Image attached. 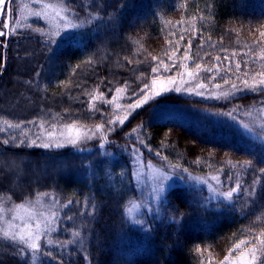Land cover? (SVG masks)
Wrapping results in <instances>:
<instances>
[{"label":"trees","instance_id":"16d2710c","mask_svg":"<svg viewBox=\"0 0 264 264\" xmlns=\"http://www.w3.org/2000/svg\"><path fill=\"white\" fill-rule=\"evenodd\" d=\"M72 4L84 20L76 40L46 44L33 31L42 24L34 21L23 34L10 31L0 54V128L5 120L22 129L41 123L90 130L102 125L99 134L106 137L105 151L111 155L102 154L97 133L98 139L86 144L90 151L24 145L0 151V197L11 198L6 207L49 193L46 198L55 197L61 217L59 232L51 238L71 239L72 230L81 233L75 244L51 248L50 264H224L241 241L239 249L261 247L256 237L264 233V179L254 195L246 196L244 189L252 187L258 168L264 167V144L239 125L247 124L249 114L264 124L259 103L264 95L245 91L244 83L252 84V77L260 79L264 72V0ZM14 11L13 6L12 15ZM89 14L96 16L91 23ZM153 67L158 68L155 74ZM187 72L196 84L205 85L207 96L235 95L203 99L168 92L133 112L123 126L109 123L118 117L112 103L117 88L126 107L136 100L133 93L142 97V89L150 91L154 78L177 79ZM231 109H237L235 122L218 115ZM135 133L143 141L144 161L173 172L169 166L175 164L192 175H217L223 191L239 181V197L219 206L210 202L204 188L177 186L167 192L147 230L134 227L125 212L139 198L129 153L137 144L131 138ZM4 139L19 140L5 130L0 142ZM248 159L257 162L256 169L231 167ZM13 163L19 167H10ZM68 201L73 203L63 208ZM0 264L22 261L13 247L0 243ZM23 264H31L30 258Z\"/></svg>","mask_w":264,"mask_h":264},{"label":"snow or ice","instance_id":"6c2138e0","mask_svg":"<svg viewBox=\"0 0 264 264\" xmlns=\"http://www.w3.org/2000/svg\"><path fill=\"white\" fill-rule=\"evenodd\" d=\"M33 4L39 5L41 9H47L50 7L48 4L42 3V0H32ZM4 0H0V4H3ZM123 7V5H121ZM60 10L55 13L56 17L63 21L62 25H58L55 29L52 31H49L45 33V30L42 28H37V31L41 32V34H47L49 36V39L45 41L46 44H58L59 42H62L64 40L73 41L76 40L79 36L78 30L81 29L84 26V20H80V14L78 12H75L72 0H60L59 3ZM67 15H64V14ZM35 17L43 19L44 16L42 15V11H34L32 13ZM90 19H88V22L91 23L92 20L96 19V16H91ZM79 20V23L76 21ZM0 24H3L4 28H9V24L4 23L2 20H0ZM262 36H264V32L261 33ZM5 36V32L0 30V37ZM0 43H3V41H0ZM191 47V44H189V48ZM51 51V48L49 49ZM264 59V57H261ZM155 59V57L153 58ZM227 59V57H225ZM92 61H88V63H91ZM0 67H3V65H0ZM172 67H175V64L173 63ZM197 68L200 67V65H196ZM241 67L240 63L236 64L237 70H239ZM165 70L167 71L169 69L168 65H164ZM152 72L155 74L158 72L157 67L152 68ZM187 75L192 76L193 73H187ZM261 78L257 79L256 76L252 77L253 83L248 84V81L245 80L244 83L246 85L245 91H250L255 95H264V72L258 74ZM176 81V76L172 75L167 77V84H174ZM158 83L157 79L152 80V85L155 86ZM227 83V81H226ZM161 88L159 90H156L154 92H151L150 94L146 92L144 89L141 91L144 92V95L142 97L138 96L136 93H133V96H137L136 100L133 103H130L127 105V107L131 110V112H135L136 109L141 108L143 105L149 103L150 101L156 100L157 97H160L164 94H166L168 91L174 90L176 92H180V88L170 89L166 86H164V82L161 81ZM147 85H145V89H147ZM205 85L203 83L197 84V88H204ZM216 88H220L221 86L219 84L215 85ZM235 88L236 85H233ZM121 91L120 88L116 89V92L119 93ZM189 94H192V90H187ZM196 95H202L200 92H196ZM230 95H235V93H229V92H222L219 96H206V99H228ZM115 99V97H114ZM261 104V111H264V101L259 102ZM119 108L120 105H117ZM237 109H231L228 112L218 114L223 115L226 117H229L235 122V116L233 115L234 112H236ZM131 112L127 113L123 119L119 120V124L121 126L124 125L125 121L128 119L129 115H131ZM29 123H32L34 126V121H29ZM109 123H116V121H109ZM4 124L8 128H21V125L19 123H11L7 120L4 121ZM242 130L246 133L252 134L253 128L250 127L248 124H240L239 125ZM39 127L43 130L44 125L41 123ZM256 127L261 128L264 130V124H259ZM69 131L72 130V125H68ZM102 125H97L95 128V132L91 135L85 133L83 136L77 135L76 138H58L54 131H46V135L42 134H36L35 138H25L21 139L19 143H16L14 139H4L2 142V145L4 146L0 151H6L8 146L14 145L15 147H20L21 145H25L27 147H35V148H42L45 150H52V149H61L64 148L67 145L72 146L73 148L77 147L79 143L82 142V140L91 139L92 135L95 133H98L101 131ZM0 131H4L3 128H0ZM133 132H136V129L132 130ZM131 135V133H129ZM61 137H63V134H61ZM256 138L261 141L262 144H264V134H257ZM101 144L100 147H104L103 141L106 139V137L101 136ZM137 143H143V141H137ZM133 151H138V149H133ZM149 151H152L149 149ZM156 155L158 157H161V159H165L166 157L161 156L160 152H157ZM196 163H199V160L196 161ZM231 163V162H230ZM256 161L252 159L245 160L239 165L237 164H231V167L233 169L239 167L241 170H248V169H256ZM10 167L18 168L19 165L13 163L10 165ZM146 167L151 171L153 169V165L151 163H148ZM171 169H175L177 172L182 171L185 174H187V181L194 182L197 185H203L206 184L205 181L200 180L198 177H193L189 173V169L183 168L181 169L179 165L172 164L169 166ZM259 175L255 177V179L252 182V187L250 189H244V194L246 196H251L256 193V185L261 183V180L264 179V167L258 168ZM133 178H135V173H133ZM172 177L161 173V182L160 187L155 189L154 191L163 194L164 187L163 183L166 180H170ZM181 179H185V177H181ZM228 179H231V176H228ZM209 180L214 182L216 187L214 188L212 184H207L209 191L213 196L219 197L223 199L224 201H228L231 203L234 198H238L241 193L242 185L239 181L236 182L235 186L230 187L227 191H219V185L223 183V181L220 180L219 176L213 175L209 177ZM49 193H37L34 197V199H28L25 200L19 204H13L11 207H6L8 204V201L11 199L10 197H0V222L7 225L6 227H0V243H3L5 247L11 246L15 249V252L19 255L22 264L25 259H29L31 261V264H43V258H47L49 264L51 260L54 258L53 253L50 251L51 248L57 247L60 249H64L68 247L69 245L75 244L78 240H80L81 233L77 230H72L70 235L71 239H64L60 240L58 237L54 240L51 238V235L53 233L59 232V221L61 217L58 215V212L60 209H54L53 205L57 203L55 197L52 198V201L45 205L42 201L49 196ZM195 200V197H194ZM73 202L68 201V204L63 205V208H68ZM137 206L133 204L132 208L135 209ZM24 212V216H20V212ZM131 211L129 210V213L125 214V219L132 224L140 225L143 227L144 221L141 219H136L131 216ZM89 215H92V213H88ZM65 216H67V213H64ZM69 220L71 217H67ZM19 220L20 226L17 231H13L12 225ZM174 222L179 223V220H177L175 217H173ZM147 230V229H145ZM261 237H264V233H261V236L256 237L257 240L260 241L261 247L257 248V246L253 245V247L250 249L251 258L245 261V264H256V261L260 260V264H264V260L261 259V257H264V239ZM41 241H43V244H41ZM244 241H241L240 244H236V248H240L241 244H243ZM242 256L246 255L245 253L241 254ZM85 259H88V257H85ZM225 260H228V257H225Z\"/></svg>","mask_w":264,"mask_h":264},{"label":"rangeland","instance_id":"374dc122","mask_svg":"<svg viewBox=\"0 0 264 264\" xmlns=\"http://www.w3.org/2000/svg\"><path fill=\"white\" fill-rule=\"evenodd\" d=\"M42 3L50 5L49 8L47 9H41L39 5L33 4L32 0H6V5L2 10V16L0 17V20H2L4 23L9 24V28L5 29L3 24H0V30L5 32V36L0 37V41H3V43H0V54L2 53V50L5 49L6 44L4 43V40L8 39L9 32L12 30L15 32H20L24 33L28 30H30V25L32 22L37 21L40 22L42 25L40 28L45 30V33L52 31L55 29L58 25H62L63 21L59 20L55 13L60 10L59 8V3L60 0H42ZM14 6V15H12L11 10L12 7ZM34 11H42V15L44 16L43 19L35 17L32 13ZM64 14V13H62ZM16 15V16H15ZM67 15V14H64ZM16 17V19L12 20ZM77 22V21H76ZM36 26V25H35ZM35 31L34 33H38L40 36L45 38V41L49 39V36L47 34H41V32L37 31L36 29H33ZM52 45H57V44H52ZM189 73V72H187ZM187 73L183 74L180 78H177L174 84H167V80H161L164 82V86L170 88V89H175V88H180L181 91L179 94L185 95V96H194V97H199L205 99L207 96L205 93L204 88H197L196 81L192 76L187 75ZM161 81H158V83L151 87L150 91L148 92L149 94L151 92H154L156 90H159L161 88ZM188 89L192 90V94L188 93ZM168 92H176L174 90L168 91ZM167 92V93H168ZM196 92L202 93V95H196ZM166 93V94H167ZM178 93V92H176ZM122 100H123V95L122 93H118L117 96H115V99H113L112 103L114 105V108L116 112L118 113V117L115 119L117 127H121L119 124V120L123 119V117L131 112V110L126 106L124 107L122 105ZM117 105H120L118 108ZM137 110V109H136ZM135 110V111H136ZM133 112H131V115ZM128 119L130 118V116ZM127 119V120H128ZM261 119V117H260ZM125 121V123L127 122ZM247 124L250 127H253V133L249 134L253 137H256L258 132L261 130V128L256 127L259 124H262L259 120L256 119V117L253 114H249L247 116ZM124 123V124H125ZM2 128L6 131V133H11V135L15 138H18L19 140L25 139V138H35L36 134H42L46 135V131H54L56 136L58 138H76L77 135L83 136L85 133L91 135L92 133L95 132V130H90V129H85L78 127L76 125H72V130L69 131L68 125H53V126H44V129L42 130L39 126L37 128L31 129V128H8L4 123H2ZM101 132V131H100ZM100 132L97 133V136H99ZM61 134H63V137H61ZM96 134V133H95ZM92 135L91 139H86L82 140L81 143L77 145V147L73 148L70 145L65 146L64 148H72L77 151H88L90 148L86 145L89 143L91 140L95 139L97 136ZM104 136L102 133L101 135L96 138L98 139L99 143L101 144V139L100 137ZM136 143L137 141H141L139 135L135 133L133 136H131ZM17 139V140H18ZM19 140L17 143H19ZM105 145V140L103 141ZM138 144V145H137ZM136 145H133L129 151L131 157H132V167H133V173H135V182H136V188L138 190L139 198L136 201H133L128 208L126 209V214L129 213V210L131 211V216L136 218V219H141L144 221L143 227L140 225L132 224L134 227L137 228H144L146 229L149 221L159 215V207L161 202L164 200L165 195L167 192L177 186H193L197 188H204L205 190L208 191L209 194V199L211 203H214L216 205H223V204H229L228 201H224L223 199L213 196L211 192L209 191L208 187L206 186L207 184H212L213 187L215 188L216 185L214 182L209 180V177L213 175H208V176H198V175H192L193 177H198L200 180H203L206 182V184L203 185H197L194 182L187 181L186 177L187 174H185L182 171L179 172H173V170H168V169H163L157 165H155L152 162H146L144 161L142 152H141V144L142 143H137ZM25 146V145H24ZM30 148V147H29ZM35 148V147H32ZM61 148V149H64ZM138 149V151H133V149ZM42 149V148H41ZM102 154L106 155V149L105 146L101 148ZM53 150H59V149H53ZM92 150V149H91ZM90 151V150H89ZM111 156L110 154H107ZM115 157L114 155H112ZM148 163H151L153 165V169L149 171V169L146 167ZM161 173L167 174L171 176L172 178L170 180H166L163 183L164 187V192L163 194H160L156 191L155 189L160 187V182H161ZM217 176V175H216ZM181 177H185V179H181ZM219 191H223L221 189V184L219 185ZM52 199L50 198H45L42 202L47 205L50 203ZM133 204H135L137 207L135 209L132 208ZM54 209H58L57 205H53ZM24 212H20V216H24ZM20 221L17 220L13 225L12 229L13 231H17L19 226H20ZM4 223L0 222V227H6ZM43 241H41V244ZM245 253L246 255L242 256L241 254ZM251 258V253H250V248L248 249H237L236 254L234 256L228 257V260L224 262V264H245V261Z\"/></svg>","mask_w":264,"mask_h":264},{"label":"water","instance_id":"95a60500","mask_svg":"<svg viewBox=\"0 0 264 264\" xmlns=\"http://www.w3.org/2000/svg\"><path fill=\"white\" fill-rule=\"evenodd\" d=\"M5 5H6V0H4L3 4H0V17L2 16V10L5 7Z\"/></svg>","mask_w":264,"mask_h":264}]
</instances>
